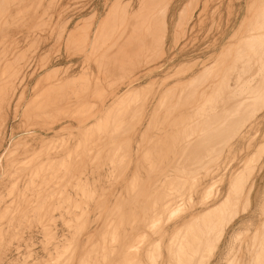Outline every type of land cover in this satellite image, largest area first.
Here are the masks:
<instances>
[{"label":"rangeland","instance_id":"1","mask_svg":"<svg viewBox=\"0 0 264 264\" xmlns=\"http://www.w3.org/2000/svg\"><path fill=\"white\" fill-rule=\"evenodd\" d=\"M263 13L264 0H0V156L18 137L0 170V264H201L202 217L175 222L196 189L210 199L251 165V210L208 264L235 257L264 200V104L247 94L264 88ZM176 186L184 198L161 203Z\"/></svg>","mask_w":264,"mask_h":264},{"label":"bare ground","instance_id":"2","mask_svg":"<svg viewBox=\"0 0 264 264\" xmlns=\"http://www.w3.org/2000/svg\"><path fill=\"white\" fill-rule=\"evenodd\" d=\"M40 2V1H39ZM139 4V3H138ZM130 5V4H129ZM130 9V8H129ZM131 13H132V11H131ZM264 14V13H263ZM230 38V37H229ZM228 39V38H227ZM228 42H230L229 41V39L226 41V43L224 44V47L222 48L224 51L226 50L225 48L226 47H228V45L229 44H227ZM221 46H223V44L221 45ZM243 47H247L246 45L245 46H243ZM246 49V48H245ZM253 58V57H252ZM219 63V61L216 63V64H218ZM160 66V65H159ZM218 66V65H217ZM217 66H216V68H217ZM215 67V66H214ZM260 71V70H259ZM193 75V74H192ZM179 76V75H178ZM180 81V79H177L176 80V82H179ZM161 84V83H160ZM165 84V83H164ZM158 87V86H157ZM161 88V87H160ZM249 90V89H248ZM252 90H253V92H252ZM164 93V92H163ZM247 94H249L248 96V101H249V105L250 106H248V107H251V106H254V105H258V104H260V103H262V104H264V88H254V89H252L251 88V92L250 93H247ZM242 95H240V97H241ZM239 97V96H238ZM247 97V96H246ZM216 99V98H215ZM244 100V99H243ZM246 100V99H245ZM239 101H240V99H239ZM155 102V101H154ZM197 102V101H196ZM235 102V101H234ZM233 102V103H234ZM242 102V101H241ZM236 103V102H235ZM246 103V102H245ZM181 104V103H180ZM190 104V103H189ZM230 105V104H229ZM241 105V104H240ZM237 106V105H236ZM245 106H246V104H245ZM238 107V106H237ZM236 107V108H237ZM213 108V107H212ZM234 109H235V107H233ZM233 108H232V110H233ZM253 108V107H252ZM260 108V107H259ZM258 108V109H259ZM147 109V108H146ZM244 109V108H243ZM219 110V109H218ZM222 110H225V108L224 109H222ZM221 110V111H222ZM240 110V109H239ZM238 110V111H239ZM250 110V109H249ZM226 111H227V109H226ZM242 111V110H241ZM256 111V110H255ZM214 112V111H213ZM249 112V111H248ZM243 113V112H242ZM247 112H245V114H246ZM238 114V113H237ZM244 114V113H243ZM250 114V113H249ZM248 114V115H249ZM234 115V114H233ZM242 115V114H241ZM255 115V114H254ZM6 116V115H5ZM147 116V115H146ZM225 116V115H224ZM195 117V116H194ZM208 117H209V115H208ZM231 117V116H230ZM241 117H244V116H241ZM241 117L239 118V119H241ZM203 118V117H202ZM205 118H207V117H205ZM223 118V117H222ZM226 118V117H225ZM234 118V117H233ZM248 118V117H247ZM252 118V117H251ZM219 119V118H218ZM224 119V118H223ZM246 119V118H245ZM230 120V119H229ZM195 121V120H194ZM204 121V120H203ZM211 121V120H210ZM220 121V120H219ZM227 121V120H226ZM237 121V120H236ZM198 122H200V121H198ZM242 122V121H241ZM247 122V121H246ZM223 123V122H222ZM226 123V122H225ZM239 123V122H238ZM186 125V124H185ZM184 126V125H183ZM215 126V125H214ZM2 127H3V125H2ZM72 126L69 124V125H65V126H63V127H61V128H59V129H62V130H64L65 128H71ZM234 127V126H233ZM4 128V127H3ZM140 128V127H139ZM186 128H187V126H186ZM241 128V127H240ZM48 129H51L52 131H55V128H53V127H49ZM184 129H185V127H184ZM222 129V128H221ZM232 129V128H231ZM236 129V128H235ZM58 130V129H57ZM136 130V129H135ZM247 130V129H246ZM0 131H1V129H0ZM231 131V130H230ZM12 132V131H11ZM15 132V131H14ZM31 131L29 130V131H25V135L27 134V133H30ZM33 132V131H32ZM59 132V131H58ZM198 132V131H197ZM216 132V131H215ZM34 133V132H33ZM39 133V132H38ZM138 133V132H137ZM194 133V132H193ZM233 133V132H232ZM12 134H13V132H12ZM31 134V133H30ZM40 134V133H39ZM39 134H37V135H39ZM181 134H183V133H181ZM33 135V134H32ZM35 135V134H34ZM41 135V134H40ZM132 135V134H131ZM155 135V134H154ZM236 135V134H235ZM53 136H54V134H53ZM182 136V135H181ZM184 136V135H183ZM230 136V135H229ZM30 137V136H29ZM35 138H40L41 136H34ZM51 137V136H50ZM130 137V136H129ZM184 137H186V136H184ZM234 137V136H233ZM34 138V139H35ZM182 138V137H181ZM190 138V137H189ZM238 138V137H237ZM17 139H18V137L15 139V138H11L10 140H8V138H7V140H8V145H7V147L4 149L3 148V153L1 154V156H0V170H3V167L2 166H4V163H6V162H3V165H2V159H3V156H5L6 155V153L7 154H9V155H11L10 154V149H11V147L13 146V144H14V142H15V140L17 141ZM21 139V138H20ZM136 139V138H135ZM216 139V138H215ZM230 139H232V138H230ZM33 140V139H32ZM184 140V139H183ZM191 140V139H190ZM19 141V140H18ZM176 141V140H175ZM181 141V140H180ZM184 141H187V140H184ZM213 141V140H212ZM29 142V141H28ZM227 142V141H226ZM229 142V141H228ZM228 142L226 143V144H228ZM35 143V142H34ZM176 143H178V142H176ZM231 143V142H230ZM18 144H20V143H18ZM26 144V143H25ZM187 142H186V146H187ZM16 145V144H15ZM21 145V144H20ZM27 145V144H26ZM174 145V144H173ZM182 144H180V146H181ZM185 145V144H184ZM215 145V144H214ZM186 146H185V148H184V150L186 149ZM224 146H226V145H224ZM27 147V146H26ZM30 147V146H29ZM33 147V146H32ZM184 147V146H183ZM206 147V146H205ZM220 147V146H219ZM14 148V147H13ZM169 148H171V147H169ZM174 148V147H173ZM218 148V147H217ZM222 148V147H221ZM229 148H230V145H229ZM228 148V149H229ZM261 148V147H260ZM25 149V148H24ZM181 149V151H182V147L180 148ZM205 149V148H204ZM224 149V148H223ZM17 150V149H16ZM27 150V149H26ZM177 150V149H176ZM187 150V149H186ZM260 150V149H259ZM11 151H14V150H12L11 149ZM18 151V150H17ZM30 151V150H29ZM28 151V152H29ZM167 151V150H166ZM165 151V152H166ZM174 150H172V152H173ZM179 151V150H178ZM205 151V150H204ZM27 152V151H26ZM27 152V153H28ZM32 152V151H31ZM136 152V151H135ZM169 152H171V151H169ZM184 152V151H183ZM264 152V151H263ZM167 153H168V151H167ZM192 153V152H191ZM204 153V152H203ZM217 154H218V152H216ZM26 154V153H25ZM216 154V155H217ZM260 154V153H259ZM258 154V155H259ZM21 155V154H20ZM23 155V154H22ZM131 155V154H130ZM168 155V157H169V154H167ZM182 155V154H181ZM205 155V154H204ZM208 155H209V153H208ZM7 157H9L8 155H6ZM6 156H5V158L4 159H6ZM24 156V155H23ZM22 156V157H23ZM132 157V156H131ZM130 157V158H131ZM134 157V156H133ZM212 157V156H211ZM216 157V156H215ZM214 157V158H215ZM221 157V156H220ZM260 157V156H259ZM264 157V156H263ZM208 158V157H207ZM10 159V158H9ZM21 159V158H20ZM164 159H165V156H164ZM168 159H170V157L168 158ZM217 159V158H216ZM259 159V158H258ZM261 159V158H260ZM19 160V159H18ZM135 160V159H134ZM163 160V159H162ZM167 160V159H166ZM209 160V159H208ZM252 160H253V158H252ZM3 161H5V160H3ZM20 161V160H19ZM133 161V160H132ZM180 161V160H179ZM179 161H177V162H179ZM251 161V158L250 157H248V155H245V157H244V159H243V162H244V164H247V163H249ZM14 162V161H13ZM135 162V161H134ZM167 162V161H166ZM169 162V161H168ZM167 162V164H165V162H164V164L165 165H167L168 166V163ZM172 162H175V161H172ZM205 162V161H204ZM214 162V161H213ZM9 163V162H8ZM131 163V162H130ZM161 163H163V162H161ZM160 163V164H161ZM181 163V162H180ZM14 164V163H13ZM37 164V163H36ZM132 164V163H131ZM184 164V163H183ZM209 165H210V163H208ZM211 164H212V162H211ZM244 164H242V165H244ZM257 164V163H256ZM264 164V159H263V161H262V163L260 162V165H258V169H260L261 168V166ZM15 165V164H14ZM135 165V164H134ZM165 165H164V167H165ZM218 165V164H217ZM253 165V164H252ZM7 165H5V167H6ZM158 166V165H157ZM161 166H162V164H161ZM171 167V170L172 171H174L177 167L179 168V166H176V164H175V166H176V168L175 169H173L172 167H174V166H172V165H170ZM195 165H193V167H194ZM215 166H216V164H215ZM214 166V167H215ZM245 166V165H244ZM247 166V165H246ZM245 166V168H247L248 169V167H246ZM132 167V166H131ZM155 167V166H154ZM169 167V166H168ZM217 167V166H216ZM249 167H250V170H247V172L246 173H244V170H241L240 168V171L238 172V170L236 171V172H238V173H234V172H232L233 174H230L225 180H224V183H225V189H224V191L222 190V188H219V189H217V191L215 192H213L214 194H212V196H211V198L209 199V196L210 195H206L205 193H206V191H205V193H204V190H202V187H200V188H198V189H196L195 190V193H197V197H196V200L194 201L193 199L194 198H190L192 201H194V202H192L191 203V206L189 207L188 206V210L186 211L185 210V214H183L181 217H180V219L178 220V221H176L175 222V225H176V227L178 226V225H180L181 223H184L187 219L189 220H191V218H193L194 219V217L195 216H200V217H198V218H201L202 217V220H200V223H199V220H197L198 221V223H199V227H198V236H196V237H198V242H199V244H200V246H203L204 248H205V255H204V259L203 260H201L202 262H201V264H208L209 263V261H210V259H211V257H213V255L215 254V253H217V251L219 250L218 249V246H220L219 244H220V242H221V240L223 241V236H224V234H225V232H226V229L234 222V220L235 219H237L240 215H242V214H244V213H247L248 211H250L251 210V196H253L252 195V192H253V189H254V174H255V172H254V168H252L251 167V165H249ZM254 167V166H253ZM257 167V166H256ZM130 168V167H129ZM158 167H156V169H157ZM177 168V170L179 171V169ZM185 168V167H184ZM187 169H189L188 167H186ZM199 168V167H198ZM225 168V167H224ZM6 170H7V168H5ZM27 169V168H26ZM35 169V168H34ZM180 169H181V166H180ZM209 169V168H208ZM211 169V168H210ZM215 169V168H214ZM219 169V168H218ZM257 169V168H256ZM31 171H32V169H30ZM126 170V169H125ZM163 170H165V169H163ZM167 170V169H166ZM177 170H175V171H177ZM185 170V169H184ZM213 170V169H212ZM21 171H24V169L23 170H21ZM147 171V170H146ZM171 171V172H172ZM174 171V172H175ZM177 171V172H178ZM181 171V170H180ZM180 171L178 172V173H180ZM183 171V170H182ZM181 171V172H182ZM185 171H188V170H185ZM190 171H191V169H190ZM190 171H188V173H190ZM200 171V170H199ZM209 171V170H208ZM215 171V170H214ZM228 171V170H227ZM241 171H243V172H241ZM256 171V170H255ZM4 172V170L2 171V173ZM6 172V171H5ZM177 172H175V173H177ZM193 172V171H192ZM196 172H198V171H196ZM210 172V171H209ZM216 172V171H215ZM241 172V173H240ZM13 173H15V171L13 172ZM24 173V172H23ZM148 173V172H147ZM174 173V174H175ZM183 173V172H182ZM182 173H180L179 175L182 177H180L179 179H180V181H181V179H183V177H186L185 175H187V174H185L186 172H184V175H182ZM204 173V172H203ZM214 173V172H213ZM212 173V174H213ZM244 173V174H243ZM3 174H5V173H3ZM15 174H18L19 175V173H18V171H17V173H15ZM26 174V173H25ZM142 174V173H141ZM150 174V173H149ZM162 174L164 175V173H163V171H162ZM172 174V173H171ZM174 174H172V175H174ZM198 174V173H197ZM211 174V173H210ZM224 175L226 174L225 172L223 173ZM246 174V175H245ZM134 175V174H133ZM146 175V174H145ZM172 175H170V177L172 176ZM176 176H177V174H175ZM179 175H178V177H179ZM221 175V174H220ZM2 176H4V175H2ZM20 176V175H19ZM119 176H122V174L121 175H119ZM124 176V175H123ZM138 176V175H137ZM164 176H166V175H164ZM163 176V177H164ZM168 176V175H167ZM175 176V177H176ZM189 176V175H188ZM192 176V175H191ZM191 176H189V178H191ZM211 176V175H210ZM223 176V175H222ZM18 177V176H17ZM136 177V176H135ZM142 177V176H141ZM144 177V176H143ZM160 177V176H159ZM161 177H162V175H161ZM169 177V176H168ZM174 176L172 177V179H176V178H178V177H176L175 178ZM197 177H199V176H197ZM224 177V176H223ZM21 178V177H20ZM19 178V179H20ZM127 178V177H126ZM146 178V177H145ZM154 178V177H153ZM189 178H187L186 177V179H189ZM193 178H195V177H193ZM193 178H191V179H193ZM200 178H201V176H200ZM218 178V177H217ZM220 178H221V176H220ZM256 178V177H255ZM3 179V178H2ZM14 179H16V178H14ZM122 179H124V178H122ZM147 179V178H146ZM172 179H169L171 182L170 183H172ZM190 179V180H191ZM197 180L196 181H198L199 180V178H196ZM219 179V178H218ZM166 180V179H165ZM178 180V179H177ZM185 180V179H184ZM190 180L188 181V182H190ZM16 181V180H15ZM20 180H18V182H19ZM124 181V180H123ZM144 181V180H143ZM156 181H157V179H156ZM159 181V180H158ZM179 181V180H178ZM183 181V180H182ZM219 181H221L220 179H219ZM167 182V181H166ZM165 182V183H166ZM174 183H175V181H173ZM184 182H187V180H185ZM183 182V183H184ZM188 182H187V185H188ZM192 182H194L193 180H192ZM2 183V182H1ZM122 183V182H121ZM145 183V182H144ZM151 183H153L152 181H151ZM173 183V184H174ZM177 183V182H176ZM180 183V182H179ZM178 183V184H179ZM182 183V184H183ZM195 183V182H194ZM198 183H199V181H198ZM120 184V183H119ZM118 184V185H119ZM141 184H142V182H141ZM154 184H155V182H154ZM160 184V183H159ZM161 184H163V183H161ZM178 184H177V186H178ZM218 184V183H217ZM0 185H2V184H0ZM152 185V184H151ZM166 185V184H165ZM168 185V184H167ZM171 185V184H170ZM176 185V184H175ZM174 185V186H175ZM180 185V184H179ZM187 185H185L184 184V186H185V188H186V186ZM192 185V184H191ZM196 185H199V184H196ZM204 185V184H203ZM10 186V185H9ZM120 186H121V184H120ZM141 186H143V188H144V185H141ZM140 186V187H141ZM158 186V185H157ZM163 186V185H162ZM169 186V185H168ZM175 187L176 188V190L175 189H172L174 192H170L169 191V193H167L165 196V199H163L162 201L163 202H161V203H166V205H169L170 203H172V199H174L175 197H177V199L179 198V195L181 194V195H183V198H184V193L186 194L187 193V191H185L184 189L185 188H183V189H178V187ZM188 186H190V185H188ZM193 186H194V184H193ZM192 187V186H191ZM204 187V186H203ZM206 187H208V186H206ZM205 187V188H206ZM210 187V186H209ZM138 188V187H137ZM159 188V187H158ZM164 188H166V187H164ZM174 188V187H173ZM181 188V187H180ZM192 188H194V187H192ZM153 189V188H152ZM155 189V188H154ZM187 190H189L188 188H186ZM139 190V189H138ZM137 190V191H138ZM143 190V189H142ZM147 190V189H146ZM162 190H163V188H162ZM185 192H184V191ZM210 190V189H209ZM208 190V191H209ZM129 191V190H128ZM154 191H156V189L154 190ZM160 191V190H159ZM164 192H165V189L163 190ZM190 191V190H189ZM193 191H194V189H193ZM145 192V191H144ZM150 192V190L148 191V193ZM141 193V192H140ZM160 193V192H159ZM158 193V194H159ZM190 193V192H189ZM11 194V193H10ZM144 194V193H143ZM151 194V193H150ZM155 194V193H154ZM162 194V193H161ZM145 195L147 196V192L145 193ZM144 195V196H145ZM152 195V194H151ZM163 195V194H162ZM195 195V194H194ZM143 196V197H144ZM156 196V195H155ZM158 197H159V195H157ZM157 196H156V198H157ZM190 196V195H189ZM137 197V196H136ZM187 197V196H186ZM191 197H193V196H191ZM263 198H264V196H262ZM15 198V197H14ZM188 198V199H189ZM126 199V198H125ZM181 199H182V197H181ZM142 200H143V198H142ZM152 200H155V199H152ZM176 200V199H175ZM180 200V199H179ZM185 200H186V198H185ZM261 200V199H260ZM263 200V199H262ZM1 201V200H0ZM138 201H139V199H138ZM141 201V200H140ZM174 201V200H173ZM176 201H178V200H176ZM12 202V201H11ZM141 202H143V201H141ZM146 202V201H145ZM148 202H149V200H148ZM159 202V200L157 201V203ZM175 202V201H174ZM179 202V201H178ZM262 202V201H261ZM138 203V202H137ZM169 203V204H168ZM189 203V202H188ZM260 203V202H259ZM12 204V203H11ZM128 204V203H127ZM155 204V203H154ZM153 204V205H154ZM177 204V203H176ZM138 205V204H137ZM150 205V204H149ZM148 205V206H149ZM166 205H165V207H166ZM171 205H174V204H171ZM170 205V206H171ZM161 206V205H160ZM160 206H159V208H160ZM166 207V208H171V207ZM145 207H147V206H145ZM148 208V207H147ZM154 208V207H153ZM257 208H259L258 209V213H256L255 215H259V221H257V217H258V215H257V219H256V221L257 222H259L257 225L255 224V226H254V228L252 227V225H254L252 222H254V221H252L251 222V220L249 221V222H251L252 223V225H251V227L253 228L252 230H250L249 228H247V227H241L240 229V231L238 232V235H237V237H235V241H234V243H232L231 242V244H232V246L231 247H233V249H234V251L233 252H230V253H235L234 255H235V257H234V264H264V200H263V202L261 203V204H259V207H257ZM168 209V210H169ZM182 209V208H181ZM184 209V208H183ZM186 209V208H185ZM152 210V209H151ZM150 210V211H151ZM154 210V209H153ZM162 210V209H161ZM253 210H254V208H253ZM148 211V210H147ZM146 211V212H147ZM160 211V210H159ZM158 211V212H159ZM184 211V210H183ZM256 211V210H255ZM5 212V211H4ZM155 212H156V210H155ZM100 213V212H99ZM148 213H150V212H148ZM181 213V212H180ZM255 213V212H254ZM121 214V213H120ZM251 214H253V211H252V213ZM250 214V215H251ZM151 215V214H150ZM255 215H251L252 217L254 216V218H255ZM161 216V215H160ZM163 216V215H162ZM141 217V216H140ZM253 218V219H254ZM137 219H138V217H137ZM166 219V218H165ZM196 219V218H195ZM240 219V218H239ZM248 219V218H247ZM252 219V218H251ZM156 220V219H155ZM189 220V221H190ZM2 221V220H1ZM4 221V220H3ZM172 221V220H171ZM196 221V222H197ZM194 222V221H193ZM245 222H246V220H245ZM164 223V222H163ZM247 223V224H246ZM246 223H244L245 225H249L248 224V222H246ZM175 225H173V226H175ZM183 225V224H182ZM185 225V224H184ZM188 225V224H187ZM241 225H243V223L241 224ZM245 225H243V226H245ZM140 226V225H139ZM186 226V225H185ZM196 226H198V225H196ZM179 227V226H178ZM193 227V226H192ZM196 228V227H195ZM186 229V228H185ZM178 230V229H177ZM193 230H194V228H193ZM149 231V230H148ZM175 231V230H174ZM188 233H189V231H187ZM196 232V231H195ZM194 231H193V233H195ZM2 233V232H1ZM171 233V232H170ZM174 233V232H173ZM173 233H171L172 235H173ZM214 233V234H213ZM138 234V233H137ZM140 234V233H139ZM165 234H167V230H165V229H161L160 230V232H159V234L158 235H160V236H158V237H154V238H158V239H154L153 237V239H154V241H156V240H161V238L162 237H164L165 236ZM197 234V233H196ZM195 234V235H196ZM150 235V234H149ZM183 235H186V234H183ZM188 235V234H187ZM186 235V236H187ZM144 236H146V235H144ZM167 236H169V235H167ZM176 236V235H175ZM190 237H192L191 236V234L189 235ZM124 237V236H123ZM185 237V236H184ZM190 237H189V239H190ZM194 238H196L195 236H193ZM138 238V237H137ZM170 238V237H169ZM186 238V237H185ZM120 239V238H119ZM150 239V238H149ZM172 239V238H171ZM174 239V238H173ZM173 239H172V241H173ZM188 239V240H189ZM2 240V239H1ZM125 240V239H124ZM138 240V239H137ZM146 240V239H145ZM182 240V239H181ZM194 239H190V242L191 241H193ZM196 240H197V238H196ZM151 241H152V239H151ZM90 242H92V241H90ZM161 242H162V240H161ZM187 242V241H186ZM186 242H185V244H186ZM145 243V242H144ZM158 242H156V244H157ZM176 243V242H175ZM195 243H197V241H195ZM230 243V242H229ZM228 243V245L230 246V244ZM193 243H191V245H192ZM76 245V244H75ZM120 245V244H119ZM151 245V244H150ZM159 245V244H158ZM167 245V244H166ZM191 245H188V246H191ZM197 245V244H196ZM227 245V246H228ZM136 246V245H135ZM153 246V245H152ZM163 246V245H162ZM169 246V245H168ZM184 246H186V245H184ZM187 246V247H188ZM194 246H195V244H194ZM193 246V248H194V251L196 250V248L198 249V246L199 245H197V247L195 248ZM199 246V247H200ZM159 247V246H158ZM187 247H186V249H187ZM134 248V247H133ZM149 248V247H148ZM182 248V247H181ZM190 248H192V247H190ZM192 248V249H193ZM204 248L201 250V251H204ZM228 248V247H227ZM138 252H136V253H138L139 254V256H140V253H141V250H143V247H138ZM150 249V248H149ZM153 249H155V248H153ZM183 249V248H182ZM185 249V250H186ZM218 249V250H217ZM232 249V250H233ZM158 250V249H157ZM161 250V249H160ZM179 250H181L180 248H179ZM229 250H230V248H229ZM137 251V250H136ZM177 251V250H176ZM182 251V250H181ZM193 251V252H194ZM231 251V250H230ZM148 252V251H147ZM156 252V251H155ZM187 252H189V251H187ZM219 252V251H218ZM226 252H227V249H226ZM225 252V253H226ZM244 252H246V253H249L250 254V257L251 258H244V256L243 255H245L244 254ZM161 253V252H160ZM135 254V253H134ZM143 254H144V252H143ZM146 254V253H145ZM162 254V253H161ZM161 254H159L160 255V262H159V264H163V257H166V256H162ZM180 255H181V253H179ZM185 254H186V251H185ZM191 254V253H190ZM195 254H196V252H195ZM197 254H199V253H197ZM200 254H201V252H200ZM226 254H228L229 255V251H228V253H226ZM248 254V255H249ZM158 255V256H159ZM217 255V254H216ZM167 256H169L168 254H167ZM187 256V255H186ZM227 258H229L230 256L232 257V255H230V256H227V255H225ZM136 257L138 258V255H136ZM136 257H135V259H136ZM157 257V256H156ZM180 257V256H179ZM183 257V256H182ZM195 257H196V255H195ZM232 257V258H233ZM140 258V257H139ZM148 258V257H147ZM181 258V257H180ZM188 258H189V256H188ZM187 258V259H188ZM191 259H192V256L190 257ZM227 258H225V262H227V264H230V263H232L233 262V260L232 259H230L231 260V262L230 261H228L227 260ZM169 259V258H168ZM172 259V258H171ZM176 259H178V258H176ZM200 259V258H199ZM165 260V259H164ZM167 260V259H166ZM181 261L183 260V259H180ZM223 260H224V258H223ZM227 260V261H226ZM134 261V260H133ZM132 261V262H133ZM140 261H142V260H140ZM169 261V260H168ZM184 261V260H183ZM182 261V262H183ZM187 261V260H186ZM191 261V260H190ZM156 262V261H155ZM170 262H173V261H170ZM228 262H230V263H228ZM137 263V262H136ZM136 263H134V264H136ZM138 263H140V262H138ZM157 263H158V261H157ZM165 263H166V261H165ZM188 262H186V264H187ZM223 263V262H222ZM54 264V263H53ZM69 264V263H68ZM141 264V263H140ZM143 264V263H142ZM171 264V263H170ZM175 264V263H174ZM177 264H179V263H177ZM224 264V263H223Z\"/></svg>","mask_w":264,"mask_h":264}]
</instances>
